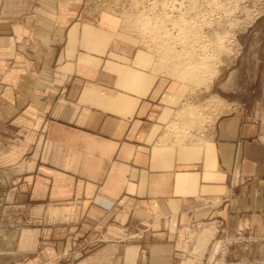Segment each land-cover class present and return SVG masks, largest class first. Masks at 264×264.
<instances>
[{"label":"crops","instance_id":"crops-1","mask_svg":"<svg viewBox=\"0 0 264 264\" xmlns=\"http://www.w3.org/2000/svg\"><path fill=\"white\" fill-rule=\"evenodd\" d=\"M75 3L0 0V264H62L72 238L79 264H221L236 226L264 237L262 126L234 106L199 149L160 144L176 81ZM17 211L31 225L5 229ZM258 256L235 244L226 264Z\"/></svg>","mask_w":264,"mask_h":264},{"label":"rangeland","instance_id":"rangeland-1","mask_svg":"<svg viewBox=\"0 0 264 264\" xmlns=\"http://www.w3.org/2000/svg\"><path fill=\"white\" fill-rule=\"evenodd\" d=\"M50 6H71L73 0H49ZM86 21L114 16L123 38L154 53V71L176 81L171 104L176 111L165 126L160 144L181 153L198 149L216 119L236 106V113L264 131V0H75ZM50 23L55 13L49 14ZM50 57V56H49ZM264 135V133H263ZM264 139V137H263ZM8 145V143H6ZM4 143H0V149ZM22 212L7 220L5 229L30 226ZM11 226V227H10ZM15 228V227H14ZM223 240L221 264L232 245L253 247L264 237L247 234V224ZM74 241H73V240ZM66 242L55 257L62 264H79L89 241ZM75 244H74V243ZM1 240L0 246H7ZM264 264V257L250 259Z\"/></svg>","mask_w":264,"mask_h":264},{"label":"bare ground","instance_id":"bare-ground-1","mask_svg":"<svg viewBox=\"0 0 264 264\" xmlns=\"http://www.w3.org/2000/svg\"><path fill=\"white\" fill-rule=\"evenodd\" d=\"M208 235H213V232L209 230V231H208ZM209 238H210V237H209ZM204 241L207 243V241H208V237L205 238ZM206 243H205V244H206Z\"/></svg>","mask_w":264,"mask_h":264}]
</instances>
